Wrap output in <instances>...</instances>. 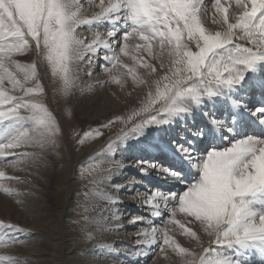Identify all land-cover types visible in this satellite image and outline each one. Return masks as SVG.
Listing matches in <instances>:
<instances>
[{
  "label": "snow or ice",
  "instance_id": "obj_1",
  "mask_svg": "<svg viewBox=\"0 0 264 264\" xmlns=\"http://www.w3.org/2000/svg\"><path fill=\"white\" fill-rule=\"evenodd\" d=\"M235 5L230 16L221 0H215L211 22L218 30L209 31L202 23L207 10L202 8L201 0H100L97 6L100 10L90 18L81 12L80 0H0V67L7 60L20 70L22 66L12 57L25 53L34 56L33 62L24 67L22 80L6 67L5 75H0V105H9L6 111L0 110V122L31 126L28 131L22 129L6 143H0V157H21L9 160L4 168L39 169L57 148L60 129L53 114L41 102L45 89L38 77V65L45 66L46 62L45 70L50 68L52 76L58 78L65 97L80 87L82 71L86 70L91 77L97 66L108 77L101 83L114 84L121 90L130 76L133 86L143 84L149 91L143 107L133 111L127 120L117 118L126 125L131 122V127L119 143L109 144L108 151L113 155L109 157L104 177L110 193L105 197L112 205L123 204L119 196L122 190L131 192L139 183L134 179L125 184L112 183L114 177L123 174L124 168H137L141 175L155 169L164 184L144 193L136 191L130 198L146 206L151 217L163 220L165 215L170 216L168 223L179 224L181 234L194 242L190 247H181L172 239L167 225L159 230L153 227L150 231L137 232L136 245L140 250L134 255L148 257L155 245L162 253L167 246L182 254V264H264V137L233 135V127L225 119L204 112L211 127L198 128L194 142H189L192 146H179L185 159L181 167L161 168L147 161L126 165L123 160L115 159L131 132L139 135L149 126L169 124L174 117L190 112L182 106L184 101L200 106L205 99L220 97L227 99L235 112L244 104L229 93L245 82L249 73L264 87L261 68L264 0H235ZM94 22H108L112 28L106 32L107 38L96 32L89 43L78 29ZM130 37L142 43L131 46ZM101 45L111 55L99 57ZM140 52L147 53L156 63L138 57L136 53ZM94 56L112 67L97 65ZM122 57H130L133 65L139 60L146 74L138 75L136 68ZM81 64L84 68L79 67ZM117 67L126 72L117 76L113 72ZM153 74L157 78L152 79ZM6 83L23 96L7 95ZM251 115L264 125V106L256 107ZM134 117L141 119L136 122ZM111 123L102 127L107 128ZM89 135L85 133L86 137ZM96 135H100L99 130ZM18 149L33 151L17 152ZM4 168H0V177L20 182L19 177H6ZM2 191L8 196L18 195L13 187ZM27 195L35 197V193ZM17 203L26 214L35 215L37 209L32 203L21 199ZM106 210L111 216L118 215V210ZM178 213L182 214V220L176 219ZM144 219L137 216L130 223ZM116 223L119 224L118 219ZM0 228L10 233L7 240H0V248L4 249L0 264H28L26 258L22 260L7 253L15 245L34 247L39 233L11 223H0ZM82 230L87 233V221ZM115 230L119 231V227Z\"/></svg>",
  "mask_w": 264,
  "mask_h": 264
},
{
  "label": "bare ground",
  "instance_id": "obj_2",
  "mask_svg": "<svg viewBox=\"0 0 264 264\" xmlns=\"http://www.w3.org/2000/svg\"><path fill=\"white\" fill-rule=\"evenodd\" d=\"M80 3L82 6L81 12L85 18H90L92 14L100 10L97 7L100 0H80ZM201 3L202 8L207 10V17L202 16L204 27L209 31L218 30V26L211 22V16L215 12L213 8L215 0H201ZM221 5L228 8L230 16L236 8L235 0H221ZM230 22L234 21L230 20ZM111 28L112 25L108 22H94L92 25L81 26L78 32L82 33V38L90 43L96 32H100L101 35L107 38L106 32ZM120 34H122V31L118 32V35ZM135 43L142 42L138 38L130 37L129 44L134 46ZM240 43L246 42L240 41ZM115 51L118 52L119 50L115 49ZM104 55H111V51L103 49L101 45L98 47V56L103 57ZM136 55L143 57L144 60L156 63L150 60L147 53L140 52ZM12 59L19 63L22 68L18 70L14 64H9L7 60H5L4 67L7 68L8 72L13 73L18 79L22 80L23 69L33 62L34 56L31 53H25L14 55ZM93 59L96 60L97 65L104 64L109 68L112 67L111 64L96 59L95 56ZM122 59L129 65H133L130 57H122ZM45 66L38 65L37 67L41 86L45 89L40 99L53 114L59 125L60 133L56 137L57 148L49 153L46 164L39 169L13 170L4 168V164L9 160H19L21 157H0V162H2L0 168H4L6 177L20 178V182L17 183L14 180L9 181L7 178L0 177V223L15 224L18 227L39 233L38 237L35 238L34 247L15 245L7 254L22 260L26 258L28 264H148L151 257H154L153 260L155 263L157 262L156 264H182L183 255L167 249V246H165L166 252L164 253L154 245L149 250L150 255L148 257L137 258L134 255L135 251L140 250L136 245L137 232L145 229L150 231L153 227L159 230L167 225L172 239L181 247H190L194 243L190 242V238L186 235L181 234L179 224L168 223L172 219L170 216L165 215L163 220L161 218L156 220L154 219L156 217L150 216L146 206H142L141 203L130 198L136 191L144 193L155 187H161L154 184L155 180V183L161 181L155 174V169L147 175H141L137 168L131 166L124 168L123 174L114 177L112 183L125 184L133 179L139 181V183L133 186L131 192L122 190L119 196L123 199V204L112 205L105 197V194L110 193L109 186L104 182V177L107 175L106 169L109 167V157L113 155L108 151V147L111 143H119L120 137L125 133L118 132L122 129V123L117 118L121 114H132L133 111L143 107L149 89L143 84L133 86L130 76L126 77L128 82L124 90L114 84L101 83L107 80L108 77L101 67L97 66L92 70L91 77L87 75L86 70L82 71L80 73V87L76 89L73 95L65 97L60 91L58 78L52 76L50 68L45 70ZM133 66L136 68L138 75L143 77L146 74L145 69L140 66L139 60ZM4 67H0V75H5ZM79 67L84 68V65L81 64ZM261 68L264 69V65H261ZM113 72L119 76L120 73L126 72V69L117 67L113 69ZM155 78L157 77L153 74L152 79ZM5 88L8 89L7 95L23 96L22 92L11 90V85L7 83ZM152 90L154 91V86ZM229 94L233 98L242 101L244 107L233 112L227 99H221L220 97H214L211 100L205 99L200 106L194 105L191 101H184L182 106L188 107L190 112L181 113L174 117L169 124L153 127V129L145 128L139 135L132 132V135H135L137 139L134 141L127 139L129 140L127 143L123 141L124 146L116 152L115 159L123 160L125 163L126 160L131 158L128 163H125L126 165L133 164L136 161H147L149 164H156L161 168L176 169L181 167L185 163V159L184 154L178 150L179 146H192L189 142H194V134L198 128L211 127L208 119L203 115L204 112H207L209 116L225 119L233 127L232 134L236 136H244V131L251 124L255 126L262 125L257 117L251 115L250 111L254 110L255 106L261 107V104L264 103V87H261L254 80L251 73L248 74L245 82L235 86ZM56 102L59 106L58 111L54 106ZM69 104H73V107H71L85 121H95L96 123L98 120H103L105 124H108L109 121L112 123L106 128V132L100 133L91 142L84 140L82 143L77 144L70 132L65 111V108L70 106ZM252 104H254L253 107ZM8 107V104L0 105V110L6 111ZM138 119L140 120L141 117H138ZM30 127L28 124L13 125L10 122H0V143H6L22 129L28 131ZM260 130L262 131L259 136L264 137V130ZM200 146L206 148L207 145L202 144ZM23 151L33 150H17V152ZM64 153L66 154L64 169L66 176L62 188L64 198L62 206L53 213L48 205L47 186L58 159V163H61L60 161L64 158L61 154ZM53 154L55 158H49ZM128 156L130 157L126 159ZM93 160L98 161L93 166V170H97L100 174L97 179L98 186L90 184L89 187H84L81 179L78 178V173L83 163ZM163 160L166 164L162 162ZM153 174L156 179H147ZM126 177H128V180L124 182L123 180ZM24 181H28V183ZM162 183L164 184L163 181ZM5 187L15 188L18 195L15 197L8 196L2 191ZM28 193H35V197L27 195ZM18 199L32 203L37 209L35 215L26 214L17 203ZM77 201L83 207L95 210L92 215L93 220L90 224H87V233L82 230L83 227H78L80 228L79 233H74L72 230L74 227L70 225L72 218L68 212ZM120 207L123 208L124 217L129 218L128 222L120 220L116 216H110L109 211L106 210L111 209V212H116ZM137 216L145 217V219L135 224L130 223ZM117 219L119 224L116 223ZM176 219L182 220V214L178 213ZM117 227H119V231L115 230ZM185 227H192L193 230H196L194 226L188 224H185ZM9 235V231L0 228V240H7ZM126 239L129 240V246L124 245ZM204 239L206 242L207 238ZM132 245L133 248L130 247ZM0 254H4L3 248H0ZM124 258L125 261H123ZM154 261L149 264H155Z\"/></svg>",
  "mask_w": 264,
  "mask_h": 264
},
{
  "label": "rangeland",
  "instance_id": "obj_3",
  "mask_svg": "<svg viewBox=\"0 0 264 264\" xmlns=\"http://www.w3.org/2000/svg\"><path fill=\"white\" fill-rule=\"evenodd\" d=\"M69 105L70 106H67L65 108L66 109L65 111H66L67 120H68V123L70 126V132H71L72 136L75 138V141L77 142V144L81 140L82 141L89 140L91 142L92 139H94L95 137H98V135H96V130H99V132L101 134L103 132H106V128L102 127V125L105 124V122H103V120H98V121H96V123H95V121L94 122L85 121L76 112V110L74 108H72L73 104H69ZM253 105L254 104H252V107H253ZM54 106H55L56 111H58L59 106L57 105V102L54 104ZM250 113H251V111H250ZM130 115L131 114H121L119 117L123 118L124 120H127L128 116H130ZM133 119L136 122L139 120L138 117H134ZM57 126L59 127L58 124H57ZM130 127H131V122H129L127 125L122 123V129L118 132L124 133L126 131H130ZM153 127L156 128L157 126H149V127H147V129H153ZM85 133H91V135L86 137ZM128 139L130 141H134L135 139H137V137L135 135H132V132H131ZM129 140H125L126 143ZM103 150H105V149H103ZM61 155H63L64 158H63V160L60 161L61 163H58L59 162V159H58V162L55 165V167L52 171V174L50 175V179H49L48 186H47V193H46L48 196L49 208L51 209V211L53 213L56 210H58L60 206H62L61 204H62L63 198H64L62 188L64 186L63 184L65 183V176H66V173L64 170L65 169V162H66V157H65L66 154L64 153ZM129 157L130 156H128L126 159H128ZM49 158L54 159L55 155L53 154ZM130 160H131V158L126 160L125 163H128ZM162 162L164 164H166L165 160H163ZM97 163H98V161L93 160V161L88 162V163H83L82 166L80 167V171L78 173V178L81 179L82 185L84 187H89L90 184H96L95 186L96 187L98 186L97 183H93V180L97 181L98 177L100 176V174H99V172H97V170H93V166H95ZM147 179H149V180L156 179V177H154V174H153L152 176L147 177ZM126 180H128V177H126V179H124L123 181L125 182ZM155 181H154V184L159 185V186L163 185L162 181H158L157 183H155ZM147 182L150 183L149 181H147ZM83 195H85V194H83ZM122 209H123L122 207L117 209L118 215L116 217L120 218V220H125L126 222H128L129 218H126V216L124 217ZM117 210H116V212H117ZM93 211H95V210H90L86 207H83V205L79 201H77L76 204L74 205V207L71 210H69L68 213H69V215H71L70 217L73 219V220L71 219L72 223L70 221V225H72V227H74V229H72L74 233H79L80 228H78V227H84L85 221H87V224H90V222L93 220V218H92ZM154 219L159 220L160 218L156 217ZM74 220H79L81 223L80 224H74L73 223ZM124 245L129 246V240L128 239H126L124 241ZM130 247L133 248L134 246L132 245ZM153 258L154 257L150 258V260L148 261V264L151 263V261L152 262L154 261ZM123 261H125V258ZM154 263H155V261H154Z\"/></svg>",
  "mask_w": 264,
  "mask_h": 264
}]
</instances>
